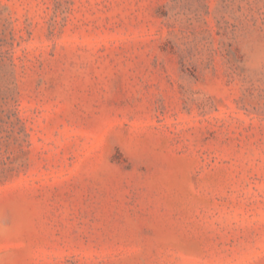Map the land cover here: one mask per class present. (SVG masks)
<instances>
[{"label":"rangeland","instance_id":"obj_1","mask_svg":"<svg viewBox=\"0 0 264 264\" xmlns=\"http://www.w3.org/2000/svg\"><path fill=\"white\" fill-rule=\"evenodd\" d=\"M0 264H264V0H0Z\"/></svg>","mask_w":264,"mask_h":264}]
</instances>
